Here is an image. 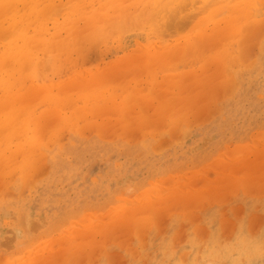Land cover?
Masks as SVG:
<instances>
[{
  "label": "rangeland",
  "instance_id": "1",
  "mask_svg": "<svg viewBox=\"0 0 264 264\" xmlns=\"http://www.w3.org/2000/svg\"><path fill=\"white\" fill-rule=\"evenodd\" d=\"M0 11V264H264V0Z\"/></svg>",
  "mask_w": 264,
  "mask_h": 264
},
{
  "label": "bare ground",
  "instance_id": "2",
  "mask_svg": "<svg viewBox=\"0 0 264 264\" xmlns=\"http://www.w3.org/2000/svg\"><path fill=\"white\" fill-rule=\"evenodd\" d=\"M174 1H175V0H174ZM211 1H212V0H211ZM113 3H114V2H113ZM12 4H13V3H12ZM134 4H135V3H134ZM163 4H164V3H163ZM168 5H169V4H168ZM10 7H11V6H10ZM12 7H13V6H12ZM12 7H11V8H12ZM22 7H24V6H22ZM18 8H19V7H18ZM173 8H174V7H173ZM8 11H9V10H7V12H8ZM176 11H177V10H176ZM4 12H5V11H4ZM7 12H6V14H8ZM0 14H1V11H0ZM6 18H7V17H6ZM26 23H27V22H26ZM24 26H25V25H24ZM24 26H22V27H24ZM8 29H9V28H8ZM8 29L4 31V32H6L5 34H8V35H7V38L10 37V35H11V36L13 35V32H12V33H11V32H10V33L7 32ZM9 30H10V29H9ZM14 30H15V32H14V34H15V33H16V30L18 31V29H13V31H14ZM33 32H34V31H33ZM2 33H3V32H2ZM99 35H100V34H99ZM3 37H4V36H2V38H3ZM5 37H6V36H5ZM2 40H5V39H2ZM31 63H32V62H31ZM6 64H7V63H6ZM9 65H10V64H9ZM9 69H12V68H9ZM241 74H242V73H241ZM3 93H4V92H3ZM11 112H12V111H11ZM16 112H17V111H16ZM9 113H10V112H9ZM6 115H7V114H6ZM31 230H33L32 227H31ZM30 232H31V231H30ZM17 234H18V233H17ZM13 237H14V236H13ZM11 238H12V237H11ZM11 238H9V239H10L9 241H11ZM5 239H6V237H5ZM5 239H4V240H5ZM7 242H8V241H7ZM2 243H4V242H0V245H1ZM12 243H13V242H12ZM6 245H8V244H6ZM3 246H4V245H3ZM20 247H21V246H20ZM49 252H50V251H49ZM33 255H34V254H33ZM101 257H102V256H101Z\"/></svg>",
  "mask_w": 264,
  "mask_h": 264
}]
</instances>
